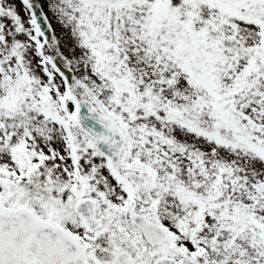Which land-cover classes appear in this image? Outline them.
<instances>
[{"label":"snow or ice","instance_id":"6c2138e0","mask_svg":"<svg viewBox=\"0 0 264 264\" xmlns=\"http://www.w3.org/2000/svg\"><path fill=\"white\" fill-rule=\"evenodd\" d=\"M0 264H264V0H0Z\"/></svg>","mask_w":264,"mask_h":264}]
</instances>
